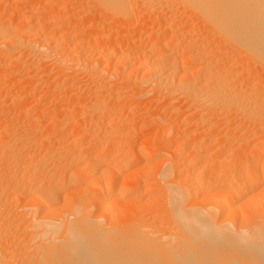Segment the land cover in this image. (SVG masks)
<instances>
[{
    "label": "bare ground",
    "instance_id": "6f19581e",
    "mask_svg": "<svg viewBox=\"0 0 264 264\" xmlns=\"http://www.w3.org/2000/svg\"><path fill=\"white\" fill-rule=\"evenodd\" d=\"M1 1L0 20H17L0 21V87L14 115L39 98L33 77L54 73L78 88L61 85L62 115L84 126L58 132L72 140L62 144L51 122L65 117L42 104L53 138L17 115L18 131L0 140V264H264V0ZM11 77L21 92L9 93ZM123 94L165 104L160 137L132 147L137 126L116 117ZM81 131L94 137L77 150ZM78 178L90 196L65 191Z\"/></svg>",
    "mask_w": 264,
    "mask_h": 264
},
{
    "label": "rangeland",
    "instance_id": "374dc122",
    "mask_svg": "<svg viewBox=\"0 0 264 264\" xmlns=\"http://www.w3.org/2000/svg\"><path fill=\"white\" fill-rule=\"evenodd\" d=\"M31 1H33V0H31ZM33 2H35V5L37 4L36 6H40V5H42V1H39V0H37V1L35 0V1H33ZM33 2H32V3H33ZM39 2H40V3H39ZM0 3H1V4H0V5H1V6H0V10L2 11V8H4V3H3L2 1H1ZM67 4L70 5V3H67ZM32 5H34V4H32ZM63 5L69 7V5H65V2H64ZM2 6H3V7H2ZM1 7H2V8H1ZM3 11H4V9H3ZM3 11H2V12H3ZM9 13H10V15H9ZM80 15H81V16H84V18L87 16V15L85 16L84 14H80ZM4 17H5L4 19L0 20V21H2V23H6V22L9 20L6 24L9 23V25H11V27H13V26L16 25V22H17V20H16V16L11 15V12H9V11L6 12V14H5ZM80 18H82V17H80ZM4 21H5V22H4ZM30 21H31L30 23L33 25V22H34L35 20H30ZM78 21H79V20H78ZM14 23H15V24H14ZM17 25H18V24H17ZM195 26H196V27H195ZM195 26H194L195 28H194V27H192V28H193L194 30H197V29H198V28H197V25H195ZM13 28H14V27H13ZM81 28H82V29H81ZM187 28H188V27H187ZM187 28H186V29H187ZM196 28H197V29H196ZM189 29H191V27H189ZM193 29H192V30H193ZM79 30H80V31H79ZM85 30H87V29H86V28H83V26H82V27L80 26V28L77 30V33H76V34H78L77 37H78V38L81 37V38L78 39V38H76V36H75V38H76V40H78V41L81 40V41H79V42H80V45H81L82 43L84 44V41H85V39H86V38L83 39L84 34L86 33ZM198 30H199L200 32H203V31L200 30V27H199ZM198 30H197V32H199ZM202 30H203V29H202ZM48 31H49V30H48ZM59 31H60V30H59ZM81 31H82L84 34H82ZM79 32H80L83 36H82ZM194 32H195V31H194ZM200 32H199V33H200ZM199 33H198V34H199ZM57 34H58V33H56L55 35H57ZM79 34H80V35H79ZM198 34H197V35H198ZM200 34H202V33H200ZM73 35H75V34H73ZM79 36H80V37H79ZM56 37H57V36H56ZM78 41H76V42H78ZM82 41H83V42H82ZM67 42H68V43H67ZM79 42H78V43H79ZM64 43H65L66 45H65ZM60 44H63L64 47H63V46H62V47H63V49L65 50V49H67L68 46H69V45H68V44H69V41H68L67 38H65L64 41H63V40H60ZM67 45H68V46H67ZM124 47H126L125 44H124V46H122V48H124ZM92 55L95 56V53L92 54ZM111 68H112V64H111V66H110V69H111ZM48 69H49V71H50V70L52 69V66H51V67L49 66ZM47 71H48V70H47ZM49 71H48V72H49ZM52 71H54V70H51L49 73H52ZM50 76H51V75H50ZM50 76L48 77L49 80H48V79L46 80L45 77H43V78L41 77V79H40V76L38 77V75H35V78L33 77V86H34V88H35V89H34V88H33V89L36 91V92L34 91V93H36V94H34V95H37L36 97H39V98H36L37 100L35 99V102H33L34 99H33V101L30 100V103H31V104L29 103L28 106L31 107V108L33 109V111H35V113H37L36 109H38L39 106H40V108H41V106H42V104H43L45 107L42 106V108H46L47 111H49V113H52L53 115H55V116L52 115L54 118H55L57 115H59L60 113H61V114L59 115L60 118H63V117H65V115L63 116L62 113L64 112V114H66V113H68L69 110H70V108H69V105H70L69 102H70V101H69L68 98H64L65 96L67 97V95L62 94V95H61L62 97H63V95H64V97H63V99H62L61 96H60L59 94H60L61 92L63 93L64 91L67 92V93H69L70 91L77 92V91H78V88H75V87H73V86H69V85H68V86H69V87H68L67 84H66L65 82H62V81H61V79H60V81L56 80V78L54 77V73L52 74V76L55 78V80L52 78V76H51V79H50ZM34 79H35V80H34ZM39 79H40V80H39ZM42 79H43V80H42ZM53 80H54V82H53ZM115 80L117 81V79H115ZM41 81H42V82H41ZM116 81H115V82H116ZM118 81H119V80H118ZM19 82H20V81L17 80L16 77L13 78V79H12V77H11V79H10V81H9V84H8V88H9L8 90H9V93H12V92L14 93V92L16 91L15 93L17 94L18 90H20L21 88L23 89L22 85H20V84H22V83H21V82L19 83ZM38 82H39V83H38ZM48 82L50 83V85H48V84H49ZM52 82H53V83H52ZM57 82H59L58 85H57ZM10 83H11V84H10ZM51 83H52L53 85H52ZM60 83H62V84H60ZM63 83H65V87H62V88L64 89V91H61V90H62L61 85L64 86ZM118 83H119V82H118ZM118 83H117V85L115 84L116 87L118 86ZM15 84H16V85H15ZM41 85H42V86H41ZM45 85H46L47 87H45ZM54 85H55V86L57 85L58 87H59V85H60V87L56 89V93L58 92V96H59V97L57 96V94H54L55 96L52 94V93H54V90H55V89H54V88H55ZM35 86H36V87H35ZM52 86H53V88H51V90H50V87H52ZM57 86H56V87H57ZM83 86H84L85 88H84ZM83 86H82V87L80 86V89H81V90H82V89H85L84 91L87 90V92H88L89 89H90L89 86H88V85H86L87 87H86L85 85H83ZM11 87H12V88H11ZM15 87H16V88H15ZM19 87H20V88H19ZM48 87H49V88H48ZM120 87H122V86H121L120 83H119L118 88L120 89ZM0 88H1V87H0ZM47 88L49 89V91L46 90ZM60 88H61V89H60ZM74 88H75V89H74ZM118 88H116V89H118ZM6 89H7V87H5V88L2 87V88L0 89V102H1V103H0V132H2V133H0V135L2 134V135H1L2 137L0 138V140H2V139H3V140H4V139L7 140L8 137H9V135H10V133L13 132V130L16 131L17 129H19L18 126H16V128H14V127H15V125H16L17 120H18L19 118H21V117L23 118V116H24L23 114L25 113V112H24V113L22 112V114H21V113L18 114L20 111L18 110L19 107H18L17 105H19V104H18V103H15V102L13 101L14 104H15V105H14L13 102L8 101V100H10V99L7 98V96H6V95H7V90H6ZM59 89H60V90H59ZM73 89H74V90H73ZM37 90H38V91H37ZM45 90H46V91H45ZM52 90H53V91H52ZM68 90H69V91H68ZM59 91H60V93H59ZM19 92H21V90H20ZM19 92H18V93H19ZM23 92H24V91H23ZM48 92H49V93H48ZM50 92H51V93H50ZM125 93L127 94V92H125ZM21 94H22V93H21ZM43 94H44V95L47 94L48 96H44ZM126 94H123V95H124V96H123L124 98L121 97L120 99H118L119 101L116 99L118 102H117L116 100H113L114 98H113L112 100H113L114 103L117 102L116 105L118 106V108H117V106L115 105V106H116L115 109H116V108L118 109V110L116 109V113H117V114H116V117H117L118 114H120V116H119V115H118V116H119L121 119H122V118H123V120H127V119H128L127 121L130 120L131 123L134 122L133 126L135 125V126L138 127V128L135 127V130H136L135 132H134V130L132 131V133H135L134 135L136 136V137L134 136V137H135V142L133 141V140H134L133 138H132V140H131V142H132V141L134 142V146H132V147H135V146H136V147L134 148V149H136L137 147L140 148L141 145H142V143L144 144V139L148 138L149 136L153 135L152 137H154V134H155V137H156L157 135H159V137H160V133L162 134V132H160V131H161L160 128L162 129V127H161V124H160V126L158 125V123H161V122H157V121L159 120L158 118L161 116V117H163V119H166V118H169L170 115L168 116L169 113H167V111H166L167 109H166V107L164 106L165 104H164L163 102H161V103H159V104L156 102V101L159 99L158 97H155L156 99L153 98V101H151L152 99H151L150 101H149V100L147 101L146 98H145V100H142V99H137V100H136L133 96H131V95L127 96ZM41 96H44L45 98H44V97H41ZM126 96H127V97H126ZM130 97H131V98H130ZM132 97H133V98H132ZM6 98H7L8 100H6ZM57 98H59V99H57ZM60 98H61V99H60ZM148 98H149V97H148ZM148 98H147V99H148ZM29 99H30V98H29ZM29 99H28V101H29ZM31 99H32V98H31ZM126 99H128V100H126ZM133 99H134L135 101H133ZM149 99H150V98H149ZM154 99H155L156 101H155ZM48 100H49V101H48ZM58 100H59V101H58ZM67 100H68V101H67ZM110 100H111V99H110ZM110 100L107 99V101L111 102L112 100H111V101H110ZM121 100H122V101H121ZM131 100H132V101H131ZM138 100H141V101L136 102V101H138ZM2 101H3V102H2ZM5 101L8 102V103H6ZM120 101H121V103H123V104H121V105H123V107H122V108H123L122 112H121V110L119 111V109L121 108V105L119 104ZM125 101H126V102H125ZM143 101H145V102H143ZM159 101H160V99H159ZM9 102H10V103H9ZM36 102H37V103H36ZM40 102H41V103H40ZM60 102H61V103H60ZM113 102H112V103H113ZM124 102H125V103H124ZM133 102H134V103H133ZM2 103H3V104H2ZM27 103H28V102H27ZM27 103H25L26 107H25V105H24V107L21 106V108H25V109H26L25 111H27L25 114H27V115L30 114V117L28 116V119H27V118H26V115H25V118H26L27 120H24L25 118H23V120H22V118H21V120H19V121L27 122V123H25V124L22 122V123L25 125V126H24V125H23V126H24V127H27V128H28L29 126H31V125H34V126H33L34 128L31 127V128H33L32 131H33L34 129H38V128H39L38 130H36V132H39V131H40V133H41V130L43 131V129H44V131H43L42 133L45 134V135L47 136V133L49 132V130L46 131V130H47L46 128H48V127L50 126V125L47 124V123H49V121H50V119H51L52 116L50 117V114L48 115V116L50 117V119H47L48 122L45 120L46 118H49L48 116H47L46 118L44 117L43 119H41L43 116H40L38 113L36 114L37 117H36L35 119H33V115H34V117H35L36 115H35V113L33 114V111H31L32 109L29 110L30 108H28L29 111L27 110V107H28V106H27ZM65 103H66V104H65ZM68 103H69V104H68ZM126 103H127V104H126ZM129 103H130V105H129ZM136 103H137V104H136ZM16 104H17V105H16ZM37 104H38V105H37ZM118 104H119V105H118ZM124 104H125V108H127L128 105H129V106L131 107V110L133 109V107H134V110L130 111L129 108H127V109L125 110V108H124ZM162 104H163V105H162ZM31 105H32V106H31ZM36 105H37V106H36ZM54 105H55V106H54ZM13 106H17V110H15V107H13ZM56 106H57V107H56ZM67 106H68V107H67ZM119 106H120V107H119ZM126 106H127V107H126ZM138 106H139V107H138ZM5 107H6V108H5ZM33 107H36L35 110H34ZM55 107H56V108H55ZM137 107H138V108H137ZM122 108H121V109H122ZM3 109H4V110H3ZM7 109H8V110H9V109L11 110V113H10V114H9L10 111H9L8 113L5 112V110L7 111ZM13 109H14V111H13ZM19 109H20V108H19ZM68 109H69V110H68ZM1 110H2V111H1ZM21 110H22V109H21ZM128 110H129V112H128ZM164 110H165V111H164ZM12 111H13V115H14V113H15L16 111H18L17 115H20V117H17V115L12 116ZM23 111H24V110H23ZM30 111L32 112L33 115L31 114ZM118 111H119V113H118ZM124 111H125V112H124ZM3 112H4V113H3ZM28 112H29V113H28ZM133 112H134V113H133ZM168 112H169V111H168ZM153 113H154V114H153ZM162 113H163V114H162ZM166 113H167V114H166ZM56 114H57V115H56ZM130 114H131V115H130ZM133 114H135L136 116H134ZM21 115H22V116H21ZM38 115H39L41 118L38 117ZM61 115H62V116H61ZM124 115H125V116H124ZM154 115H155V116H154ZM163 115H164V116H163ZM165 115H166V116H165ZM31 116H32V117H31ZM123 116H124V117H123ZM129 116H130L131 118H130ZM145 116H146V117H145ZM152 116L154 117L153 119H152ZM157 116H158V117H157ZM8 117H9V118H8ZM12 117H13V118H12ZM16 117L18 118L17 120H16ZM53 117H52V118H53ZM125 117H126V118H125ZM127 117H128V118H127ZM31 118H32V119H31ZM58 118H59V117L57 116V120H58ZM60 118H59V119H60ZM66 118H67V117H65V118L61 121V122L64 121V123H63V124H65L64 126H63V124H62L60 121H59L60 124H59V122H57L58 124L56 123L57 125L54 124L53 122H51L53 125L50 123V124H51V127H52V126H55V128H52V129H56L55 132L52 131V129H51L50 132H49V133H51V131H52V132H53L52 134H53V135L55 134V135H54V136H55L54 139H55V138H58L57 136L59 135L60 132H63L62 134L65 135V137H66L67 133L69 134L68 131L72 132L71 129H73V128H70V126L72 127L74 124L72 123L73 125H69L70 122H67V121H70V120H68V119H66ZM117 118H118V117H117ZM120 118H119V119H120ZM145 118H146V119H145ZM150 118H151V119H150ZM156 118H157V119H156ZM14 119H15V120H14ZM37 119H38V120H37ZM65 119H66V122H65ZM149 119H150V120H149ZM32 120H33V121L35 120V121L33 122ZM42 120H43V122H42ZM44 120H45V121H44ZM60 120H61V119H60ZM131 120H132V121H131ZM133 120H134V121H133ZM135 120H136V121L138 120V121L136 122ZM139 120H140V121H139ZM153 120H154V121L156 120V122H154L155 124L153 123ZM13 121H16V122H15V125H14V122H13ZM38 121H39V122H38ZM40 121H41L42 123H40ZM148 121H149V122H148ZM11 122H12V123H11ZM35 122H36V123H35ZM71 122H72V121H71ZM135 122H136V124H135ZM18 123H19V122H17V124H18ZM22 123H21V124H22ZM28 123H30L29 126H26ZM138 123H139V124H138ZM36 124H37V125L40 124V125L37 126ZM61 124H62V125H61ZM156 124H157V125H156ZM13 125H14V126H13ZM19 125H20V123H19ZM35 125H36V126H35ZM59 125H61V126H59ZM66 125H67V126H66ZM78 125H79V126H78ZM82 125L84 126V123H83V122H80V124L78 123V124L74 125V127H77V126H78V127H81V128H82V127H83ZM21 126H22V125H21ZM44 126H45V127H44ZM56 126H57V127H56ZM58 126L64 128V129H65V132H64V129H62V128H58ZM184 126H185V125H184ZM12 127H13V128H12ZM180 127L182 128L183 125H182V126L180 125ZM11 128H12V129H11ZM31 128H30V129H31ZM57 128H58L60 131H59ZM68 128H69V129H68ZM133 128H134V127H133ZM136 128H137V129H136ZM178 128H179V127H178ZM15 129H16V130H15ZM49 129H50V127H49ZM61 130H62V131H61ZM91 130H92V129H91ZM137 130H138V131H137ZM17 131H18V130H17ZM82 131H83V130H82ZM82 131L79 132L80 135H79V133H77L78 135H77L76 137H78V138H76V137L74 136L75 139H76L75 141H77V143H76V148L73 147V148H75V149H77V148L79 149V148H80V146L82 145L81 142H82V143H83V142H86L87 140H90L91 138L94 137L93 135H91V134H92V133H91L92 131L89 132V133H91V134H89V133H84V135H82V133L84 132V131H83V132H82ZM8 132H9V133H8ZM33 132H34V131H33ZM58 132H59V133H58ZM156 132H157V135H156ZM34 133H35V132H34ZM138 133H139V134H138ZM158 133H159V134H158ZM7 134H8V136H7ZM37 134H38V133H37ZM86 134H87L88 137H89V135H91V137H90V138L87 137L88 139L85 138V137H86ZM88 134H89V135H88ZM4 135L6 136V138H5ZM45 135H44V136H45ZM53 135L49 134L48 136H50V137L52 136L51 138H53ZM63 135H62V136H63ZM131 135H132V134H131ZM48 136H47V137H48ZM67 136H68V135H67ZM3 137H4V138H3ZM50 137H49V138H50ZM63 137H64V136H63ZM79 137H80V138H79ZM131 137H133V136H130V138H131ZM159 137H158V138H159ZM59 138H60V135H59ZM59 138H58L57 140L60 141V139H61L62 137H61L60 139H59ZM62 139H63L62 144L64 143V141H65V144H67L66 140L69 142V140H68L69 137H68L67 139H66V138H62ZM65 139H66V140H65ZM3 140H2V141H3ZM52 140H53V139H52ZM73 140H74V139H73ZM85 140H86V141H85ZM92 140L95 141L94 139H92ZM92 140H91V141H92ZM7 141H8V140H7ZM71 141H72V140H71V138H70V142H71ZM80 141H81V142H80ZM140 141H141L142 143H141ZM5 142H6V141H5ZM53 142H56V140H54ZM60 142H61V141H60ZM70 142H69V143H70ZM133 142L131 143V145H133ZM154 142L157 143V141H155V140H154ZM151 143H152V142H151ZM156 143H155V144H156ZM51 144H54V145L56 144V145H55V148L58 147V144H57V143H51ZM59 144H60V143H59ZM62 144H61V145H62ZM74 144H75V143H74ZM74 144H69V145H71V147H72V146H74ZM79 144H80V145H79ZM152 144H154V143H152ZM157 144H158V143H157ZM46 145H47L46 147H48V145H50V144L48 143V144H46ZM137 145H138V146H137ZM63 146H64V148L62 147V149H65V146H66V145H63ZM163 147H164V146H163ZM163 147H162V148H163ZM173 147H174V145L172 146V148H173ZM73 148H72V149H73ZM139 148H138V149H139ZM172 148H171V149H172ZM174 148H175V147H174ZM62 149H61V150H62ZM78 149H77V150H78ZM138 149H137V150H138ZM65 150H66V149H65ZM65 150H62V151L65 153V152H66ZM73 150H74V149H73ZM172 150H173V149H172ZM58 151H59V150L56 149V153H58ZM62 151H61V152H62ZM57 155H58V154H57ZM130 168H131V167H130ZM53 169L56 170L57 168H53ZM131 169H132V171L134 170V168H131ZM54 170H52V172H54ZM128 171H130V170H128ZM56 172L59 173V169H57ZM154 172H155V171H154ZM124 173H127V170H126V172H125V171L122 172V174H121L120 176L124 175ZM129 173L131 174V172H129ZM136 176H137V175H136ZM138 176H139L138 178L142 179V180L139 179V180H140V184H144L143 182H144V178H145V176L143 175V173H141V175L139 174ZM142 176H144V177H142ZM124 177H125V178H124ZM134 177H135V175H134ZM79 178L82 179L81 177H79ZM79 178L77 179V181L80 180ZM119 179H120V178H119ZM122 179H123V181H124V180H125V181H130V180H131V179L129 180V178H126V175L122 176ZM80 181H81V180H80ZM80 181H79V183L77 182L75 185L69 187V188L66 189L65 191H71V192H72L71 194H73V196L75 195V193L78 194V195H77V198L83 197L84 195H86V196L89 195V196H90V190H91V188H92L94 185H92V183H89V182H80ZM141 181H142V182H141ZM120 182L122 183L121 179L119 180V184H120ZM82 183H83V184H82ZM86 183H87V184H86ZM88 183H89V184H88ZM126 183H127V182H126ZM77 184H78V185H77ZM81 184H82V185H81ZM90 184H91V185H90ZM87 186H89L90 189H88L89 187L86 188ZM73 187H74V188H73ZM140 187H143V185H140ZM71 188H72V190H70ZM73 189H75V190H73ZM83 190H84V191H83ZM88 190H89V192H87ZM73 191H74V192H73ZM81 192H82V195H83V196H80V197H79V195H81ZM83 192H85V193H83ZM68 193H69V192H68ZM159 193H161V192L159 191V192H157L156 194H157L158 196H161L162 193H161L160 195H159ZM87 194H88V195H87ZM74 197H76V196H74ZM59 206H62V208H61L60 211H58V212L61 213V212L64 211V209L66 210V208H63L64 206H63L61 203L59 204ZM162 207H163V203L161 204V208H162ZM61 210H63V211H61ZM102 210H103V209H102ZM100 211H101V210H100ZM104 211H105V210H104ZM104 211H103V212H99V213H101V215H102V214L104 213ZM161 211H163V208H162ZM105 213H106V211H105ZM105 213H104V214H105ZM106 214H107V213H106ZM106 214H105V215H102L101 217H105V218L107 217L106 219H108V215H109V214H107V215H106ZM99 216H100V214H99ZM109 216H110V215H109ZM103 219H104V218H102V221H105V222H106V219H104V220H103Z\"/></svg>",
    "mask_w": 264,
    "mask_h": 264
}]
</instances>
